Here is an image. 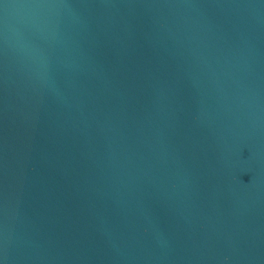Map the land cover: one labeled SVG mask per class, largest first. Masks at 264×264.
Returning <instances> with one entry per match:
<instances>
[{
  "label": "water",
  "instance_id": "obj_1",
  "mask_svg": "<svg viewBox=\"0 0 264 264\" xmlns=\"http://www.w3.org/2000/svg\"><path fill=\"white\" fill-rule=\"evenodd\" d=\"M0 264H264V0H3Z\"/></svg>",
  "mask_w": 264,
  "mask_h": 264
},
{
  "label": "snow or ice",
  "instance_id": "obj_2",
  "mask_svg": "<svg viewBox=\"0 0 264 264\" xmlns=\"http://www.w3.org/2000/svg\"><path fill=\"white\" fill-rule=\"evenodd\" d=\"M0 3H3V0H0Z\"/></svg>",
  "mask_w": 264,
  "mask_h": 264
}]
</instances>
